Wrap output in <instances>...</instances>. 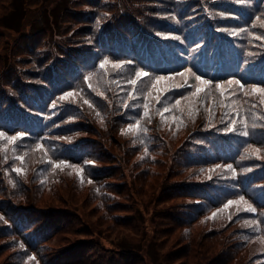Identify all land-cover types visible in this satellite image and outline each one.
<instances>
[{
	"label": "trees",
	"instance_id": "16d2710c",
	"mask_svg": "<svg viewBox=\"0 0 264 264\" xmlns=\"http://www.w3.org/2000/svg\"><path fill=\"white\" fill-rule=\"evenodd\" d=\"M18 1L20 5L15 0H0V35L4 40L0 47V130L5 135L22 133L14 157H19L21 150L48 155L50 162L45 169H51L52 162L61 159L75 165L88 161L81 175L70 167L67 171L53 169L49 178L58 183H51L49 194L51 199L60 198L62 187L68 182L76 183L77 192L80 185L86 184L89 187L86 197L94 201L92 209L103 213L97 221H90L84 220L76 202L42 205L37 188L31 196L13 192L15 203L0 183V240H3L0 264H102L100 254L106 251L96 235L114 234L121 222L124 226L129 222L135 225L128 216L132 213L128 208L131 204L119 200L120 190L116 187L125 186L129 193L135 187L142 190L147 186L149 194L153 182L162 186L161 194L155 196L152 191L151 198H157L158 205L164 206L165 199L171 196L179 198L180 203L176 209L172 205L166 214L156 212L159 219L156 227L162 229L156 232L152 243L162 242L164 249L172 224L182 229L177 248H184L180 259L191 258L190 264H199L198 253L208 264H264V104L258 95L246 96L239 86L232 85L222 106L215 88L216 84L229 80L240 81L245 90L251 85L264 87V27L259 23L264 21V0H86L90 4L79 11L80 21L76 24L68 21L73 28L66 24L57 29L50 16L41 24L33 19L43 17L48 4L42 3L45 7L34 17L30 14L31 0ZM73 2L68 1L63 10ZM10 13L21 15L17 16L16 27L8 25L5 18ZM57 19L63 21L62 12ZM103 60L120 65L110 71L109 86L103 83L107 80L99 68ZM89 70L94 71L92 79L100 83L106 97L109 98V89L116 91V106L125 105L130 121L126 126L140 122L138 131L127 132L126 144L120 150L122 158L113 154L116 142L112 138L119 132L120 120L109 125L114 130L112 136L104 124L100 134L81 112L56 104V96L71 92L72 101L75 98L83 103L80 96L88 101L87 112L95 122L101 121L100 115H107L106 107L92 94L91 86L82 84L83 74ZM144 71L148 76L132 85L130 81L136 79V72ZM179 71L189 77L193 86L182 90L177 82L172 91L173 79L161 82L158 89L167 87L160 95L161 133H144L140 112L147 91L156 77H168ZM194 76L210 80L209 87L195 103L182 99L195 91ZM177 100L181 101L179 106ZM165 108L169 111L164 112ZM230 127L234 130L226 131ZM61 138L67 139L64 144ZM98 138L106 142L109 154L93 140ZM165 144L170 147L168 154L158 151L166 150ZM250 148L260 152L252 154ZM131 155L135 156L132 163ZM172 156L186 163L179 173V166L161 167ZM229 164L231 169L226 167ZM188 166L204 167L211 175L206 178L203 169L188 173ZM160 168L166 174L159 173ZM5 171L15 172L11 167ZM199 175L201 178L196 180ZM142 176H148L145 180L150 179V183L144 184ZM112 180L117 182L113 184ZM14 181L17 187L22 186ZM46 182L49 185L48 178ZM35 186L39 187L38 183ZM240 197L255 211L244 210L243 204L237 211L235 204L230 205L228 208L237 212L226 221L218 210L229 200ZM119 209L127 214L116 213ZM213 213H217L214 218ZM128 218L130 221H126ZM66 226L76 235L77 245L55 244L57 235ZM194 227L203 229V233L196 234ZM224 227L229 235H224ZM123 243L119 252L126 255L133 243ZM195 246L199 250H194ZM85 249L87 252L99 249L91 252L92 258L95 254L99 257L85 263L82 254Z\"/></svg>",
	"mask_w": 264,
	"mask_h": 264
},
{
	"label": "rangeland",
	"instance_id": "374dc122",
	"mask_svg": "<svg viewBox=\"0 0 264 264\" xmlns=\"http://www.w3.org/2000/svg\"><path fill=\"white\" fill-rule=\"evenodd\" d=\"M68 1L71 2V0H31L29 2V5H31L30 14L31 15L33 14L32 16L36 17L37 14L40 13V10L45 7L42 5V3H45V5L48 4V8L46 9L47 11H45V13L43 14V17L33 18V19H37L36 22L37 21L39 23L42 21L44 22L46 20L45 18H48L50 16L49 19L52 20V18H54L56 22V27H55L56 29L58 28L59 25L65 26L66 24L67 26L70 25V27L73 28V25L71 26V24L68 21L71 20L75 22V24L79 22L80 21L78 18L79 11L81 12V10H83L87 4H90V2H86V0H80V1L78 0L76 2L74 0L73 3L67 4L69 6L67 9L63 10L64 6L66 5ZM14 3L16 5L17 4L20 5L18 0H15ZM61 12L63 14V21L59 22V19L57 18L61 16ZM12 14L10 13L5 18L9 20L8 25L11 24L13 27H16L18 25L17 16L19 18L21 15L20 13L17 15L16 13H12ZM44 36H48V35L44 34ZM3 42H4L3 35H0V47L3 46L2 45ZM104 61L105 60L99 62V68L104 71L103 79L107 80V81H103V83L109 86L111 84V81L109 80L112 77L110 75V71L116 68V67H113V65L117 64L118 62L115 63L114 61H110V62L108 61V63L104 66V68H101L100 65ZM186 77L187 76L185 75L184 78ZM92 78H94V71L92 70L87 71L86 73L83 74L82 84H84L85 86L90 85L91 86L90 90L92 91V94L97 99L101 100L104 106L106 107L107 115L106 116L100 115L101 121L99 122L94 121L91 115L87 112L88 111L86 107L87 103H84L85 100L80 95H79L80 100L83 103L77 102L75 98H74V101H72L73 100L72 97H68L66 99L61 100L60 97L64 96L67 93L65 92L61 94L60 96L55 97L57 98L56 104L57 105L65 104V107H73L74 109H76L75 110L76 112L77 111L81 112L82 115L85 117V120L87 121V123L92 128L97 130L100 134H102L101 131H102V126L104 124L105 126L108 127V129H110L109 133H110V136H112L114 134V130L111 129L113 128L112 126L111 128H109V125L112 123L113 120H116V119L120 120L121 123L118 129L119 132H116L117 135H115V137L112 136V138L116 142V148H114L115 153L113 154L115 155V157L117 156V158L118 157L122 158L123 153L120 152V150H122L123 149L122 146L126 144L125 137H126L127 132L125 130L128 128L126 126V122H130L128 121L126 117V112L124 110L125 105L123 104V107H117L116 106L117 105L116 104V96H117L116 91H114L113 89L110 90L108 88L109 89L108 96L109 98H111L110 100L108 97H106L101 92L102 88L100 87V83L97 80H94ZM80 82L81 81H78L77 84H80ZM123 85L124 84H121L120 86H123ZM157 85H158L157 87L161 86V84H157ZM184 89H187V88H182V90ZM149 92H151V95H149ZM161 92L162 91H158V88L156 89L151 88V90L147 91V96H146L147 99L145 98L143 102V109L140 112V116L142 117L141 120H144L143 132L146 134H160L161 133L160 132L161 126H162L161 113L163 112L159 104L161 100L160 95H163L161 94ZM156 96H159V100L156 99ZM145 103L148 104V115L147 116H145V108H144ZM59 108L60 106H57V109ZM0 132L2 131L0 130ZM18 134L20 135L22 133L18 132V133H15L14 135L6 134L5 136L7 135H9V137L17 136ZM118 134L121 135V137H118ZM166 134H167V137L169 138V134L168 133ZM77 136H80V135H77ZM71 137L72 136H70V138ZM20 138H21V135H20ZM17 140L13 143H9L6 139H0V183L2 185L1 187L3 188V190L7 192V195H9V197L13 200V202L17 203L15 199L12 197L13 192L22 193L23 195L31 196V195H34L35 189L37 188L38 195H40L39 202H41L42 205H45V203H52L54 204L52 206H57V204H61L63 202H66L68 204H71L72 202H76L80 205L79 209L84 214V217H83L84 220L87 219L90 221H97L98 215H102L103 212L101 211L99 213V211H95L94 209H92V206H93L92 203H94V201L92 199L90 201V199L86 197V193H88L86 192V189H89L88 185L86 184L80 185L79 192H77L76 189L74 188L76 183L68 182L64 187H62L64 188L63 189L64 191L60 195V198L55 196L51 199L50 194H49L51 183L53 185H56L58 183V182H54L53 179L49 178L50 174L53 173V169H55V167H53L52 164L58 163L60 161H64L69 166L61 167V169L63 170L66 169L67 171L68 167L73 168L71 166H76L79 169H81L83 172L84 165H85L84 163L86 162L88 163V161L85 160L81 164L75 165L74 162L72 161L61 159V160L53 161L51 164L52 168L51 169L47 168L48 169L47 170L45 169L46 163L50 162V157L46 155L45 153L40 155L38 151L33 152V153H25L23 150H21V155L19 157H23V160H20V159H17V157H14L13 155L14 148L16 147V144H19ZM60 140H62L61 143L64 144V142H66L67 139L61 138ZM93 140L96 143H98V145L101 146V148H103V150L107 151L109 154L108 145L106 144L104 140L101 141L99 138L93 139ZM155 140L156 141L158 140L157 137L155 138ZM94 147H97V146H94ZM165 148L166 150H158V151L163 154H168V152L170 151V147L168 146V144H165ZM32 151H34V148H32ZM5 155H7V157H5ZM106 156L107 155L105 156L98 155V157L100 158L101 157L105 158ZM103 158L101 160H103ZM136 158H138V156ZM179 159H182V158L172 156L169 162L162 163L163 162L162 161L161 162L162 169H167L169 167H173L172 165H176V166H179L177 168V173H179V171L183 170L185 167V166L184 167L182 166L186 164L184 162H180ZM134 160H135V156L131 155L129 158L130 163H132ZM173 160H175V163L173 162ZM141 163L142 162L137 163V164H140L138 168L142 167ZM9 167L13 169H16V168H21V169L23 168V169L19 174L16 171L14 172V174H11L5 171V169ZM173 168L176 169L175 167ZM131 169H136V168L132 167ZM162 169L160 168L157 170L159 173L166 174V171H161ZM200 169L204 170L203 174L206 175V178H208L211 175V172L205 169L204 167L188 166L186 168V170H189L188 173H191L193 170L195 171V170H200ZM43 174H46V176H44ZM127 175L129 176V173H127ZM131 175H132V171H131ZM200 176L201 175H199V177H197L196 180H199L201 178ZM147 177L148 176H142L141 181L143 182V180H145ZM47 178L49 180V185H48V182L44 184V181ZM115 178L120 179L119 176H116ZM14 180L20 182L22 186L17 187L15 185ZM150 181H151L150 179H147L143 183L148 184L150 183ZM112 182L114 184L117 181L112 180ZM129 182H131V179L129 180ZM36 183H38L39 187L35 186ZM151 186L153 190H150L149 194L147 193L148 191L147 186L142 187V190L135 187L129 193L126 192L125 186L116 187L117 189L120 190L119 195L121 197H119V200H121L122 202H128L129 204H131L129 205L128 208L130 209L129 211H131L132 213H130L128 216L134 219L135 225H130V222L126 226L122 225V222L120 224L116 223L118 228L114 234H107L105 232H101V235H96V237H98L101 243L103 244L104 251H106L100 254L101 256L99 259L102 261V264H121V260L123 261V264H190L191 263L192 261L191 258L188 259V261L184 259H180V258H183L184 256L183 255L184 248L183 247H181L180 249L177 248L181 244L180 240L182 239L180 238V235L182 233V229L176 228V226H173L171 224L172 232L169 233V235L166 237L164 241V244H163L164 249H162V242L161 243L158 242L157 244L152 243L153 238L156 237V232L162 229V227H159V228L156 227V224H157L156 222L159 221V219H157L158 216L156 215V212L158 215L166 214L169 210H171L172 205H175V209H176L177 204H179L180 201H178L179 198L171 196L165 199L166 202H164L165 204L164 206L158 205L156 203L157 198L156 199L151 198L152 191H154L155 196L159 195L161 194L162 186L156 185L155 182H153ZM16 188L18 191H16ZM138 194H140V196H138ZM180 199H182V197ZM181 201L183 202L185 201V199H182ZM141 204H143V207H141ZM236 206L238 207L237 211H240L242 206L241 205H236ZM139 208H141L142 210L140 211ZM122 210L123 209L121 210L119 209V211H117L116 213H121L123 215L127 214L126 211H122ZM237 211L235 209H230V208L224 209L223 207V211H219V215L222 218H225V220L227 221ZM64 214L68 216L69 212H64ZM209 218L210 217L206 219H209ZM124 221H125V218L123 219V222ZM126 221H130L129 218ZM78 224L79 223L76 222V226H78ZM194 230L196 234L203 233L202 232L203 229L201 228L194 227ZM222 230L224 231V235H229L228 234L229 231L226 227H224ZM81 232L82 231H78L76 233H81ZM193 237H194V234H193ZM126 241H130L131 243H133V246L130 248V252L126 253V255H122V253L119 252V247H121V244H124L123 242H126ZM2 242L3 240H0V243ZM78 243L79 241L76 240V235H73L72 231L69 230L67 226L65 227L63 232L57 235V238L55 239V244H66L68 245V247L72 245L75 246ZM133 249H135L136 251ZM193 249L199 250V248H197L196 246L193 247ZM193 249L188 248L189 251ZM87 250L88 249L83 250V253H82V254H85V258H86L84 260L85 263L89 262V260L93 261L94 258L99 257L98 254H95L96 257H93V258L91 257L93 256L91 252L94 253L98 251L99 249H93L88 252ZM131 250L139 253L140 257L136 255L135 253L131 252ZM171 255H173V258L171 257ZM4 256H6V253ZM198 262L199 264H208V260H206L204 257H201L199 253H198Z\"/></svg>",
	"mask_w": 264,
	"mask_h": 264
},
{
	"label": "snow or ice",
	"instance_id": "6c2138e0",
	"mask_svg": "<svg viewBox=\"0 0 264 264\" xmlns=\"http://www.w3.org/2000/svg\"><path fill=\"white\" fill-rule=\"evenodd\" d=\"M259 23H260L261 27H264V21H260ZM256 39H261V37H256ZM107 63H108V61L105 60L100 65V67L104 68V66ZM113 67L119 68L120 65L119 64H114ZM189 74H190V70H189ZM145 75H147V73L136 72V79L131 80L130 83L132 85H135L137 83V80L139 78H141L142 76H145ZM180 75L182 77H184L185 73H180ZM192 75H194V74H192ZM194 78L197 81V83L194 85L195 91H193L190 94V97H182L183 100L191 99L193 101V103L197 102V98L200 97V93L205 92V90L210 85V81L201 79L199 76H194ZM169 79H170L169 77H156L155 81L152 83L151 87L153 89H156L157 88V84H160L161 82L167 81ZM184 83L187 84V79H185ZM232 85L239 86L240 90L243 91L244 95H246V96L258 95L260 97V103L264 104V87L251 85V86H249V88L247 90H245L243 85H241L238 80H229V81H225L223 84L218 83V84L215 85V88H216V90H218L219 95L221 97L220 104L222 106H224V99L226 98V93L231 89ZM166 90H167V87H162L161 89H158V91H166ZM149 95H151V92H149ZM71 96H73V93L69 92V93H66L64 96L60 97V99L63 100V99H66L68 97H71ZM146 99H147V97H146ZM156 99L159 100V96H156ZM84 103H88V101L85 100ZM180 103H181V101L177 100L176 101V106H179ZM233 103H235V101H233ZM144 108H145V116H147L148 115V104L147 103H145ZM167 111H169V109L165 108L164 112H167ZM161 116L163 117V113H161ZM173 119L175 120L176 118L173 117ZM139 123L140 122L137 121V123L135 125H129L128 129H126L125 131L126 132L138 131L139 130ZM234 124H235V121H233V125ZM245 127H247V125H245ZM232 130H234V129L231 128V127L226 129V131H232ZM244 134L247 135V132H245ZM0 139H6L9 143H13L17 139H19V134L17 136H10L9 137V136H5V134L3 132H0ZM36 148L40 149L41 145L37 144ZM249 151L252 154H258L260 152V149L250 148ZM17 159L23 160V157H17ZM65 166H69V165H67L66 162H64V161H60L58 163L53 164V167H55V168H61V167H65ZM71 167L74 168V170L76 171L77 175H81L82 174V170L79 169L78 167H76V166H71ZM216 167L219 168L221 166L220 165H216ZM226 167L228 169H231L232 165L229 164ZM14 171H16L19 174L22 171V169L21 168H16V169H14ZM89 182H91V181H89ZM233 204H235V205L243 204V205L246 206L244 208V210L249 211V212H254L255 211V209L250 204H248V202L245 201L243 197H240L239 200H235V201L229 200L227 202V204L224 205V209H227L230 205H233ZM218 211H223V209L222 210H218ZM216 215H217V213H213L212 214V218H214ZM262 215H264V213H262ZM0 219H2V218H0ZM245 223L247 224L248 222L246 221ZM251 223L255 224L256 222L252 221ZM29 259H33L34 260L35 257H29Z\"/></svg>",
	"mask_w": 264,
	"mask_h": 264
}]
</instances>
